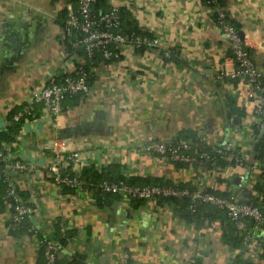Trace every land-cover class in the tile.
Segmentation results:
<instances>
[{"label":"crops","instance_id":"obj_1","mask_svg":"<svg viewBox=\"0 0 264 264\" xmlns=\"http://www.w3.org/2000/svg\"><path fill=\"white\" fill-rule=\"evenodd\" d=\"M112 1L140 33L158 37L160 46L126 44L118 60H99L91 69L90 92L67 98L57 120L40 104L33 106L32 118L23 123L7 154L31 167L12 175L34 212L25 228L15 230L8 206L0 210V264H42L39 241L59 240L62 233L66 241L58 260L71 264L77 257L85 264H122L125 256L133 264H264V230L250 221L244 232L238 230L242 247L234 248L224 241L220 219L196 225L157 200L134 209L122 197L98 207L92 191L67 194L52 182L46 166L59 148L78 154L85 167L114 176L160 178L184 186L201 180L218 194L231 191L234 181L206 167L199 172L194 165L177 166L143 151L145 144L177 138L194 144L192 137L207 149L226 141L242 144L245 169L254 182L260 174L255 156L251 160V120L243 117L234 125L227 119L226 98H236L238 80L215 81L218 64L229 72L234 64L213 9L202 0ZM222 1L228 21L243 33L255 64L264 70V0ZM73 3L0 0V130L9 112L52 76L73 74L87 64L84 52L73 51L61 33Z\"/></svg>","mask_w":264,"mask_h":264},{"label":"built area","instance_id":"obj_2","mask_svg":"<svg viewBox=\"0 0 264 264\" xmlns=\"http://www.w3.org/2000/svg\"><path fill=\"white\" fill-rule=\"evenodd\" d=\"M207 5L216 13V21L223 36L230 45V56L234 69L230 72L217 65L215 81L221 82L226 77L238 80L236 88L235 104L245 113V121L251 120L249 128V141L251 146L254 142L255 129H262L264 126V70L260 69L254 62L252 54L247 48L244 36L228 21L226 12L218 0H209ZM96 0H74L66 10L64 23L61 27L63 39L75 51H83L87 64L78 66L73 74H66L61 78L52 76L33 96L13 115L12 121L30 120L33 113V106L40 104L45 114L53 116L57 120L63 114V104L68 96H85L91 90L89 77L97 55L101 60L116 61L120 58V47L132 45L140 49L143 47H159L158 37L137 35L134 33L123 34L121 32L120 7L112 0H107L109 9L95 17L92 13V6ZM169 57V51L164 53ZM88 65H91L88 69ZM256 119L255 122L252 120ZM8 124L10 122L8 121ZM203 145V144H199ZM9 145L2 144L0 147L1 174L6 181V197L11 200L7 204L10 210V227L19 230L26 227L28 217L34 212L31 205H26L17 196L16 180L12 174H24L31 170L30 165L23 160L11 161L8 158ZM200 150L205 149L200 147ZM213 150L216 154L233 165L225 167L214 166L213 174L221 178L234 181L238 178L233 189L226 195H219L213 186L207 187L201 180L194 186V189L178 187L174 185H128L124 182L103 181L99 187L107 193L121 195L126 201L144 200L153 201L160 198H188L189 209L196 212L200 204H207L218 210L224 211L233 222L237 230L244 232L246 223L251 221L256 228L264 230V180L259 191L252 194L257 199L251 203L244 195L251 191L254 178L245 169L246 161L242 153L246 152L242 144L234 141H226L216 145ZM143 151L146 154L166 158L171 162H181L187 165H196L197 171L205 167V163L214 165L216 160L206 152L192 150L190 142L182 139H175L171 142H152L145 144ZM192 151V152H191ZM254 167H260V173L264 172V164L255 162ZM85 167L76 153H66L64 149L54 151L53 156L47 162V170L52 182L60 189L67 186L79 190L83 188L84 178L82 168ZM243 170V171H242ZM62 231L65 230L61 226ZM33 228H29L32 232ZM39 245L43 251L44 264H56L60 253V245L50 237L42 238ZM128 257L122 264H127Z\"/></svg>","mask_w":264,"mask_h":264},{"label":"trees","instance_id":"obj_3","mask_svg":"<svg viewBox=\"0 0 264 264\" xmlns=\"http://www.w3.org/2000/svg\"><path fill=\"white\" fill-rule=\"evenodd\" d=\"M202 2L206 5H211L209 0H202ZM220 5H223L222 0H218ZM212 6V5H211ZM109 9V5L107 3V0H96L94 5L92 6V13L95 17H99L101 13L106 12ZM120 18H121V32L123 34H137V35H144L140 33V31L137 29L135 21L131 18V16L125 12L124 10L120 9ZM66 15V14H65ZM65 19V17H64ZM63 19V23H64ZM215 19H216V13H215ZM101 60V57L99 55L96 56L94 65ZM91 65H88V69ZM92 75L90 74L89 77V84L91 85L92 82ZM71 98L74 96H68L67 98ZM20 109V107L15 108L9 112L8 116V121L10 124L5 127L4 130H0V147L2 144H6L9 146H12V144L15 142L21 127L23 125V120L19 121H12L13 115ZM226 114H227V119L229 123H232L234 125H239L240 121L243 119L245 116V113L242 109L238 108L235 104V97L233 96H228L226 98ZM33 115V114H32ZM32 118V116L30 117ZM260 132V129H255L254 134L256 135ZM186 137V136H184ZM177 139H182L186 140V138H177ZM192 142L194 144L192 145V150L196 151L198 153L200 152H206L213 158L215 157V164L212 165L210 162L205 163V169H208L209 171L213 170L214 166H220V167H225L227 165H233L234 162H228L218 154H216L215 150L212 149H202L200 150L199 144H204L202 141L199 140V138L192 137ZM188 141V140H186ZM189 142V141H188ZM192 152V151H191ZM254 156H255V162L264 164V135L262 139L257 143L254 151ZM177 166H185L187 164L181 163V162H173ZM194 167L197 168L196 165ZM82 176L84 178V183H83V188L92 191L93 193V198L98 207H102V205L109 200L112 199H120L122 198L121 195L119 194H114V193H107L104 192L99 185L107 180L109 182H124L128 185H140V186H145V185H174L178 187H186L189 189H194V186H184L182 184H173L170 183L169 181H163L160 178H151V177H146V178H140V177H124L120 174H117L116 176L111 175L109 171H105V169L101 171L94 170L92 167H83L82 168ZM264 180V172L260 173L259 176L256 178L254 184H253V191H259L261 189V183ZM6 181L4 177L1 174V167H0V210L5 209L6 205L11 203V200L6 197ZM64 193L67 194H74L76 189L75 188H70L67 186L62 187L61 189ZM16 191H17V196L24 201L26 195L24 192L18 189L16 186ZM218 194V193H217ZM226 192L220 193L219 195H226ZM246 199H248L249 202L251 203H256L257 199L254 197V195L251 193L246 196ZM157 202L159 204L163 203H168L172 205L175 208V213L180 217L181 219L195 223L196 225H201L204 222H211L220 219L222 221L223 226H224V231H223V237L224 241L229 242L232 244V247L234 248H241L242 247V239L239 236V231L236 229L234 226L233 222L230 220V218L227 216V214L224 211L218 210L215 207L207 204H200L196 210V212H192L189 209L190 206V200L186 197L178 199V198H160L157 199ZM144 200H136L133 199L130 201L131 207L132 208H138L140 205L144 204ZM26 205H30L29 203L25 202ZM251 222V221H250ZM67 233V231H66ZM65 234L62 233L61 238L59 240H54L56 241L60 247H62V243H65L66 238ZM42 250V248H41ZM43 252V251H42ZM75 264H85L83 258L77 257L76 260L73 262ZM44 264V260L43 263ZM56 264H71V263H66L63 261H57ZM127 264H133L131 260L127 261Z\"/></svg>","mask_w":264,"mask_h":264},{"label":"water","instance_id":"obj_4","mask_svg":"<svg viewBox=\"0 0 264 264\" xmlns=\"http://www.w3.org/2000/svg\"><path fill=\"white\" fill-rule=\"evenodd\" d=\"M240 37H243V33H240ZM264 135V126L263 128L260 130V132L258 133V135L256 136L252 146H251V160H254V151H255V147L257 145V143L262 139ZM200 147H203V148H206V146L204 145H199ZM238 182V178H236L234 180V183H237Z\"/></svg>","mask_w":264,"mask_h":264}]
</instances>
